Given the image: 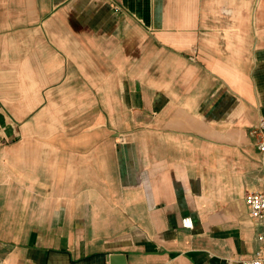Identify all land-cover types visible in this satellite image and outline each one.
Listing matches in <instances>:
<instances>
[{"label":"crops","instance_id":"obj_1","mask_svg":"<svg viewBox=\"0 0 264 264\" xmlns=\"http://www.w3.org/2000/svg\"><path fill=\"white\" fill-rule=\"evenodd\" d=\"M259 117L264 0H0V264H241Z\"/></svg>","mask_w":264,"mask_h":264},{"label":"built area","instance_id":"obj_2","mask_svg":"<svg viewBox=\"0 0 264 264\" xmlns=\"http://www.w3.org/2000/svg\"><path fill=\"white\" fill-rule=\"evenodd\" d=\"M249 136L254 140L256 151L260 158L261 167L264 171V117H259L257 122L249 129ZM245 204L248 207L249 216L264 224V179L261 190L248 191L244 196ZM184 227H191V221L188 218L182 220ZM258 248L254 255L249 259H244L241 264H264V231L257 234Z\"/></svg>","mask_w":264,"mask_h":264},{"label":"water","instance_id":"obj_3","mask_svg":"<svg viewBox=\"0 0 264 264\" xmlns=\"http://www.w3.org/2000/svg\"><path fill=\"white\" fill-rule=\"evenodd\" d=\"M108 260L110 264H115L118 261H120L122 264H125L124 257L122 254H109Z\"/></svg>","mask_w":264,"mask_h":264}]
</instances>
